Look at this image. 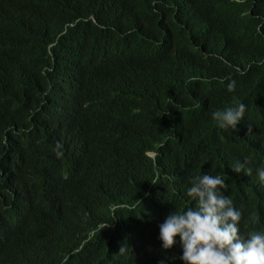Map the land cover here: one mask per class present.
Instances as JSON below:
<instances>
[{"label":"trees","instance_id":"obj_1","mask_svg":"<svg viewBox=\"0 0 264 264\" xmlns=\"http://www.w3.org/2000/svg\"><path fill=\"white\" fill-rule=\"evenodd\" d=\"M261 167L264 0H0V264H184L159 225L193 178L246 237Z\"/></svg>","mask_w":264,"mask_h":264},{"label":"clouds","instance_id":"obj_2","mask_svg":"<svg viewBox=\"0 0 264 264\" xmlns=\"http://www.w3.org/2000/svg\"><path fill=\"white\" fill-rule=\"evenodd\" d=\"M234 84H229L232 91ZM246 105L237 103L235 107L217 110L212 113L220 129L238 131L237 125L244 119ZM251 129L249 128V132ZM248 163H237L233 172L249 174L245 169ZM259 179L264 182V167L257 170ZM187 196L196 202L195 207L184 211L171 212L159 225V239L163 249H171L180 239L184 264H264V233L250 232L242 237L238 227L241 212L231 198L222 194L227 184L219 176L203 174L194 177ZM153 184H155L153 182ZM253 221L259 217L254 216ZM126 246L120 248V253ZM163 264V262H161Z\"/></svg>","mask_w":264,"mask_h":264},{"label":"bare ground","instance_id":"obj_3","mask_svg":"<svg viewBox=\"0 0 264 264\" xmlns=\"http://www.w3.org/2000/svg\"><path fill=\"white\" fill-rule=\"evenodd\" d=\"M10 152V151H9ZM13 166V165H12ZM16 173V172H15ZM113 188V187H112ZM111 188V189H112ZM109 189V188H108ZM114 190V189H113ZM118 191H120V190H118ZM126 191L124 190V193H125ZM16 202V201H15ZM113 202V201H112ZM18 203V202H17ZM111 203V202H110ZM15 204V203H14ZM122 205V204H121ZM12 207V206H11ZM123 207V206H122ZM128 207H129V205H128ZM10 208V207H9ZM131 229V228H130ZM149 256V255H148ZM151 257V256H150ZM147 264V263H146ZM149 264V263H148Z\"/></svg>","mask_w":264,"mask_h":264}]
</instances>
